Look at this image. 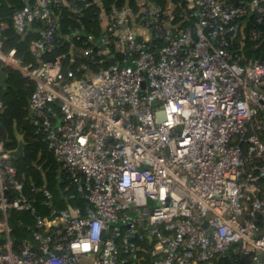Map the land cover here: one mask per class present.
Segmentation results:
<instances>
[{
    "label": "built area",
    "instance_id": "2783aa9c",
    "mask_svg": "<svg viewBox=\"0 0 264 264\" xmlns=\"http://www.w3.org/2000/svg\"><path fill=\"white\" fill-rule=\"evenodd\" d=\"M24 2L11 20L18 33L37 31L35 63L0 39V66L33 83L32 122L89 206L36 213L0 141V264H127L146 239L148 260L138 264H211L230 249L264 264V60L238 64L226 39L264 10L258 0H138V15L113 7L110 37L96 53L81 51L105 55L108 67L65 83V55H42L59 28L52 8L80 9L72 0ZM32 191L47 205L49 191ZM14 210L34 217L32 241L14 244Z\"/></svg>",
    "mask_w": 264,
    "mask_h": 264
},
{
    "label": "trees",
    "instance_id": "16d2710c",
    "mask_svg": "<svg viewBox=\"0 0 264 264\" xmlns=\"http://www.w3.org/2000/svg\"><path fill=\"white\" fill-rule=\"evenodd\" d=\"M33 0H29L31 3ZM80 9L73 12L69 7L60 5L52 8L53 15L59 22V28L53 41V48L45 51L43 59L51 60L59 55H65L62 59L63 82L84 78L91 72L106 68L109 61L105 55H95L92 59H86L81 55L82 49L92 46L96 53L101 49L100 40L103 37H110L107 18L113 7H125L138 15L140 7L138 0H72ZM157 4L178 3L182 0H149ZM225 3L238 4L250 0H223ZM0 23L8 24L6 29L0 27V39L3 49L15 48L16 56L24 63H35L30 55V41L37 37L31 29L25 33H18L12 25V14L24 5V0H0ZM264 7V0H258ZM181 6V5H180ZM243 29L235 38L226 39L234 60L244 65L251 60L262 59L264 55V10L253 12L239 20ZM41 22H34L33 26H41ZM185 23H181L184 25ZM251 30L261 33L257 40L249 37ZM81 34L80 39H75L74 32ZM92 38L93 44L89 38ZM160 45L157 40L152 41ZM7 72L6 88L0 85V98L3 109L0 112V141L11 140L8 148L13 149L17 145L14 136V127L18 133L23 135L25 141L24 154L22 157L11 160L16 168V176L23 182L24 191L33 200L36 213L46 215L50 208L64 209L66 205L81 210L89 206V203L81 197L75 189L68 175L63 171L62 166L56 161L52 150L45 141V135L39 129L38 124L32 122V115L29 109V99L34 85L27 78L23 77L17 70L4 67ZM53 110L60 114V105L52 102ZM46 189L50 192L51 198L45 205V197L41 192L32 191L34 188ZM9 224L12 227V239L14 244L23 240L32 241V232L35 230L34 217L28 211H10L8 215ZM150 241L146 239L140 243L139 259L148 260L147 250ZM130 262L138 264V260ZM251 255H243L233 249L224 254L218 255L211 264H250ZM127 263V264H130Z\"/></svg>",
    "mask_w": 264,
    "mask_h": 264
},
{
    "label": "water",
    "instance_id": "95a60500",
    "mask_svg": "<svg viewBox=\"0 0 264 264\" xmlns=\"http://www.w3.org/2000/svg\"><path fill=\"white\" fill-rule=\"evenodd\" d=\"M1 6V2H0ZM262 59H264V55L262 56ZM6 78H7V72L4 71L3 67H0V85L2 88H6ZM156 117L159 121H161L164 117V112L163 111H157L156 112ZM14 136L17 141V145L15 148L10 149L8 148V145L11 143V140H4L3 145H4V152L8 154L9 158L12 160H16L20 157L23 156L24 154V147H25V141L23 139V135L18 133L16 130V127H14ZM204 226H207V223H204ZM243 256V254H242ZM258 261H262V255H258ZM256 261L253 260L250 264H254Z\"/></svg>",
    "mask_w": 264,
    "mask_h": 264
},
{
    "label": "crops",
    "instance_id": "0c3cea01",
    "mask_svg": "<svg viewBox=\"0 0 264 264\" xmlns=\"http://www.w3.org/2000/svg\"><path fill=\"white\" fill-rule=\"evenodd\" d=\"M3 24V25H2ZM13 25V24H12ZM0 27L2 28V29H6L7 27H8V24L7 23H5V22H1L0 23ZM14 28V27H13ZM32 31H33V33H35L36 35H37V31L33 28V29H31ZM0 67H3L4 68V66H0ZM67 207H71V206H68V205H66Z\"/></svg>",
    "mask_w": 264,
    "mask_h": 264
}]
</instances>
